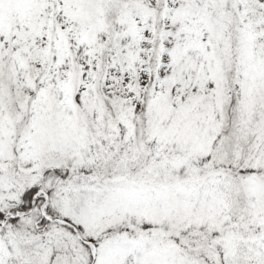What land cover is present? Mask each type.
<instances>
[{"label":"snow or ice","instance_id":"snow-or-ice-1","mask_svg":"<svg viewBox=\"0 0 264 264\" xmlns=\"http://www.w3.org/2000/svg\"><path fill=\"white\" fill-rule=\"evenodd\" d=\"M0 264H264V0H0Z\"/></svg>","mask_w":264,"mask_h":264}]
</instances>
